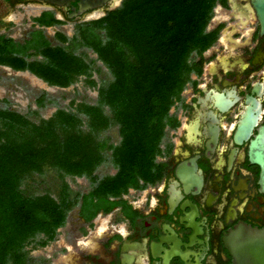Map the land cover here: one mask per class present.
<instances>
[{"label":"trees","instance_id":"1","mask_svg":"<svg viewBox=\"0 0 264 264\" xmlns=\"http://www.w3.org/2000/svg\"><path fill=\"white\" fill-rule=\"evenodd\" d=\"M218 1L123 0L102 19L78 25L72 37L58 32L57 43L41 29L25 44L0 37V64L29 70L50 86L66 89L85 77L96 87L98 61L112 76L101 82L94 103L74 98L68 108L43 90L35 97L37 108L22 113L0 99V264H41L29 245L55 241L74 208L87 221L118 206L131 211L124 195L161 180L160 158L170 153L169 134L180 125L172 109L192 74L202 73L198 57L220 36L223 25L208 30ZM50 106L56 111L42 117ZM114 127L118 143L104 136ZM104 164L116 173H97ZM49 169L61 180L59 189L27 191L35 175ZM67 177H86L91 189L74 191Z\"/></svg>","mask_w":264,"mask_h":264},{"label":"flooded vegetation","instance_id":"2","mask_svg":"<svg viewBox=\"0 0 264 264\" xmlns=\"http://www.w3.org/2000/svg\"><path fill=\"white\" fill-rule=\"evenodd\" d=\"M218 3L223 18L210 30L223 25L218 38L223 49L198 57L203 71L192 74L172 109L180 125L171 130L170 153L160 158L161 180L144 189L140 203L124 195L131 211L118 206L87 221L79 208L74 231L79 228L82 236H75V244L65 245L56 258L39 259L41 264H232L225 236L239 224L264 228V34L253 0ZM122 4L0 0V37L14 39L4 29L17 19L24 21L18 18L21 9H36L29 21L35 30H44L51 26L37 21H59L52 26L73 22L76 27L98 21ZM33 31L19 42L25 44ZM114 212V226H94L98 216ZM118 219L124 224H117ZM88 226L95 229L89 232Z\"/></svg>","mask_w":264,"mask_h":264},{"label":"rangeland","instance_id":"3","mask_svg":"<svg viewBox=\"0 0 264 264\" xmlns=\"http://www.w3.org/2000/svg\"><path fill=\"white\" fill-rule=\"evenodd\" d=\"M218 4L219 3H217L214 10V16L208 25V30H210L214 25H216L218 21L223 18V12H220L219 14V9H221V7ZM36 11L37 10L33 8L26 10L21 9L17 11L18 18L24 19V21H18L17 19L13 24H8V26H5L6 28L4 27V32L17 41H23V39L28 36L29 32L36 29V25L32 24V21H29L28 18L31 14H35ZM218 16H220V18H217ZM76 30L77 26L75 27V24L73 22H63L62 24H58L57 26L47 27L43 31L50 40H52L54 43H57L59 41V38L57 37L58 32L64 33L69 37H72L76 33ZM221 36L225 37V34H221ZM223 37H221L222 41H224ZM209 49L210 51L211 49H223L220 46L219 39ZM87 52L90 58H97V54L93 50L88 49ZM97 66L101 67L102 72L95 71L93 73L92 78L98 82V85L96 87L90 85L85 77H81L75 84L71 85L66 89H61L56 86H49L48 83L45 82L43 79H34V77L29 74L20 75L17 72L13 70L10 71L11 69L4 68L3 66L1 67L0 65V86L2 87V89H0V99H3L5 97L8 98L11 102V108L22 113H28L30 109L37 108V105L35 103V97L40 94L43 90L48 91L52 95H59L61 104L68 108L74 98L77 99L76 102L84 99L90 103H94L97 99V89L100 86L101 82L104 79L108 80L112 78L108 69L103 65L101 61L97 62ZM0 106H2L1 102ZM55 111L56 107L50 106L44 110L42 109L40 112L42 117L48 118L51 117ZM33 118L37 119V117ZM104 136L111 137V142L114 143H118L120 140L117 127L111 128L109 131L104 133ZM169 137L171 138V132L169 134ZM97 173H99L100 175L115 174L116 168L111 164H104L98 169ZM35 179V182L31 181L25 186L27 191L43 193L46 188L55 191L56 189H59L58 185L61 184V180L57 176L56 172L50 169L44 175H35ZM66 181L69 183V185L74 191L88 192L91 189L90 181L86 177H67ZM146 193L147 192H145L144 190L130 189L128 194L125 195V197L128 198L131 202L135 201L136 203H140V201L145 198ZM115 213L116 212H114V214L111 213L106 216H98L94 220V226H97L98 228L100 225H107V223L109 224V226H114L116 224L115 219H113ZM72 214L76 215L77 219L72 218ZM78 214L79 207H76L73 209L72 213L69 214L66 226L59 229L57 239L49 243V245H47L46 247L35 248L34 244L29 245L28 248L30 249L31 254L34 257H37L38 259H42V257L44 258L45 256L42 255L44 253L48 257L49 255H51L56 258L58 256V253L62 252L65 245H74L75 236H82V234H80L79 232V228L74 231V229L79 226L77 224ZM117 224L123 225L124 222L119 220ZM92 229L95 228L90 226H88L87 228L88 231ZM74 251L76 252L75 249Z\"/></svg>","mask_w":264,"mask_h":264},{"label":"water","instance_id":"4","mask_svg":"<svg viewBox=\"0 0 264 264\" xmlns=\"http://www.w3.org/2000/svg\"><path fill=\"white\" fill-rule=\"evenodd\" d=\"M255 15L264 34V0H253ZM232 264H264V228L239 224L224 238Z\"/></svg>","mask_w":264,"mask_h":264},{"label":"crops","instance_id":"5","mask_svg":"<svg viewBox=\"0 0 264 264\" xmlns=\"http://www.w3.org/2000/svg\"><path fill=\"white\" fill-rule=\"evenodd\" d=\"M15 40V39H14ZM15 41H17V40H15ZM19 42V41H18ZM36 57H40L41 58V56H36ZM35 58V57H34ZM4 67V66H3ZM4 68H9V67H4ZM9 69H11V68H9ZM11 70H13V71H15V72H17L18 74H29V75H31L32 77H34V79H41V78H39L38 76H36L35 74H33L32 72H30L29 70H26V71H21V70H15V69H11ZM42 80V79H41ZM49 85V84H48ZM50 86V85H49ZM0 89H2V87L0 86ZM62 89V88H61ZM6 98V97H5ZM8 99V98H7ZM68 218H69V216H68ZM43 256H46L45 255V253L44 254H42ZM53 258V256H51V255H49V258Z\"/></svg>","mask_w":264,"mask_h":264},{"label":"bare ground","instance_id":"6","mask_svg":"<svg viewBox=\"0 0 264 264\" xmlns=\"http://www.w3.org/2000/svg\"><path fill=\"white\" fill-rule=\"evenodd\" d=\"M103 227H105V226H103ZM103 230V229H102Z\"/></svg>","mask_w":264,"mask_h":264}]
</instances>
